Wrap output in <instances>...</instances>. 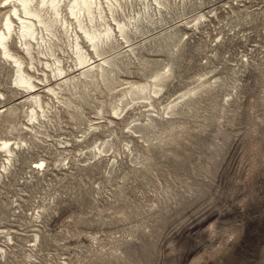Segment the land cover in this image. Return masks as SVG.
Segmentation results:
<instances>
[{"label":"rangeland","instance_id":"1","mask_svg":"<svg viewBox=\"0 0 264 264\" xmlns=\"http://www.w3.org/2000/svg\"><path fill=\"white\" fill-rule=\"evenodd\" d=\"M101 2L84 74L9 41L40 109L0 51V264H264V0Z\"/></svg>","mask_w":264,"mask_h":264},{"label":"bare ground","instance_id":"2","mask_svg":"<svg viewBox=\"0 0 264 264\" xmlns=\"http://www.w3.org/2000/svg\"><path fill=\"white\" fill-rule=\"evenodd\" d=\"M101 1L102 0H0V7H5L6 5L10 6L4 13L2 21H0V51L3 57L9 58L13 62L15 67V84L19 86L18 88L21 87L25 91V100L32 101L36 104L35 107L37 106L40 109L42 106L40 95L37 93V90H39L37 86L39 84L37 81L33 80L32 75L25 71L21 57L11 52L9 41L12 36H15L16 44H19L21 49L30 54L31 48L34 46L33 41H31V43L30 40H34L36 46H40L42 42L45 43L43 37L38 35L39 31L43 29L51 33V26L58 23L65 33L72 34L71 37L73 38L75 48L74 54L76 53L77 56V63L74 66V70L80 71V74H84L94 67L104 64L105 60H103L101 64L93 65L95 61H91L92 59L89 57V54L83 50V47H81L79 43V34L85 38L94 54L98 53L97 45L102 41V38L106 40L113 37L116 32L122 37L124 35L125 25L117 21H115L113 25L104 24L102 31L95 29L94 26L88 28V25L86 26V24H84V16H86L89 21L88 24L93 21V11H97L99 19L103 20ZM71 20L75 21L76 25H74V27L72 26L74 22ZM44 43H42V45ZM44 64L47 65H45V67H50L47 63ZM56 65L57 64H55V66ZM55 66H53V69ZM53 69H51V72L55 77L62 79L63 82L68 80L66 78L67 72L65 73L62 67L56 66L54 69L56 72ZM46 90L55 94L53 87H48ZM0 96L2 95L0 94ZM35 117L36 112L33 108L30 110L28 119L34 120ZM2 146L5 148L8 155L12 154L13 148L9 146V142H2Z\"/></svg>","mask_w":264,"mask_h":264}]
</instances>
